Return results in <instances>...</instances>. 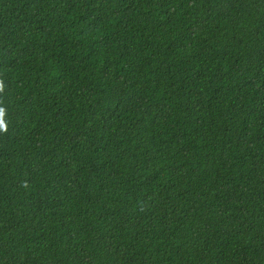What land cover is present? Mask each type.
Masks as SVG:
<instances>
[{
	"label": "trees",
	"instance_id": "obj_1",
	"mask_svg": "<svg viewBox=\"0 0 264 264\" xmlns=\"http://www.w3.org/2000/svg\"><path fill=\"white\" fill-rule=\"evenodd\" d=\"M0 264H264V0H0Z\"/></svg>",
	"mask_w": 264,
	"mask_h": 264
},
{
	"label": "clouds",
	"instance_id": "obj_2",
	"mask_svg": "<svg viewBox=\"0 0 264 264\" xmlns=\"http://www.w3.org/2000/svg\"><path fill=\"white\" fill-rule=\"evenodd\" d=\"M6 130H7L6 125L2 120H0V131H6Z\"/></svg>",
	"mask_w": 264,
	"mask_h": 264
}]
</instances>
